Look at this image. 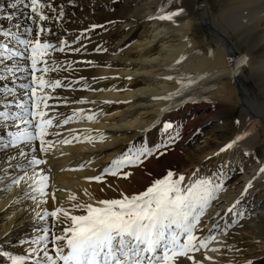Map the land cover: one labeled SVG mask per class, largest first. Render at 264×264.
I'll return each instance as SVG.
<instances>
[{
	"label": "bare ground",
	"instance_id": "bare-ground-1",
	"mask_svg": "<svg viewBox=\"0 0 264 264\" xmlns=\"http://www.w3.org/2000/svg\"><path fill=\"white\" fill-rule=\"evenodd\" d=\"M42 2L50 5L41 10L48 19L38 21L34 16L29 19L30 9L21 4L10 8L15 0H0V45L8 49L0 50V114H7V118L0 115V264H11L12 256L24 257L26 264H35L38 256L43 258V253L35 250L44 245L35 242L45 234L50 241L69 223L62 213L56 220L45 213L56 208L71 211L76 203L118 199L121 192L133 194L149 186L154 176L148 156L141 157L138 165L122 169L129 173L127 179L104 175V169L129 150L148 149L153 153L157 145L150 142L151 137L163 130L166 119L183 104L211 111L216 122L222 123L210 130L213 133L227 128L228 139L217 148V155L215 148L211 150L212 141H206V147L195 144L199 161L232 151H240L251 160L255 145L264 149V35L257 34L264 32V0H124L115 12H111L114 0ZM177 11L172 20L156 18ZM37 23L43 29L40 41L53 47L33 73L30 53L19 41H35ZM28 28L31 35L26 32ZM249 34L254 50L233 49L234 39ZM61 40L66 46L60 45ZM12 51L22 56H12ZM242 58H246L243 64ZM42 68L47 71H40ZM245 73L255 84V95L241 82L240 76ZM33 75L42 76L47 84L59 81L61 86L40 89L38 79L32 83ZM168 76L172 79H164ZM32 87L37 88L38 101L42 96L47 98L40 110L45 113L44 119L53 122L45 137L51 145L44 154L38 141H21L14 147L9 135L35 130V121L25 117V110H31ZM81 100L86 102L79 103ZM237 112L238 119H232ZM89 115L93 120L87 119ZM22 118L31 123L23 124ZM237 136L242 138L232 143ZM166 138L161 134L156 137L157 143ZM64 139L70 143H62ZM230 143L232 147L221 151ZM20 151L26 155L21 156ZM32 158L46 161L35 167V172L49 177L44 197L32 191L31 181L11 185L13 178L23 175L21 169L33 173L28 163ZM227 162L221 190L194 233L197 244L209 238L211 229L204 224L207 221L216 220L214 226L228 224L221 216L231 205L235 191L246 194L247 184L264 180V173L259 172L264 167V155L248 171L233 159ZM181 174L186 178L184 186L191 176L188 165L176 173ZM96 176L102 177V183L87 179ZM256 191L248 205L262 198L264 189ZM70 196L76 200H70ZM239 224L243 223L236 218L229 228ZM208 245L192 253L201 264L206 260ZM51 249L47 243L49 254L54 255ZM216 255L217 251L213 252L214 259ZM178 259L181 264H191L185 258Z\"/></svg>",
	"mask_w": 264,
	"mask_h": 264
},
{
	"label": "snow or ice",
	"instance_id": "snow-or-ice-1",
	"mask_svg": "<svg viewBox=\"0 0 264 264\" xmlns=\"http://www.w3.org/2000/svg\"><path fill=\"white\" fill-rule=\"evenodd\" d=\"M17 4L30 9L32 15L29 16V19H32L33 16L38 21L48 19L41 10L44 7H50V5H45L42 0H15V3L9 4V7L15 8ZM178 14L179 11L170 12L156 18L172 20ZM8 19H12V17L9 16ZM31 31V28L26 29L29 35H31ZM41 31L43 29L37 23V39L35 41H19L21 45L26 46L30 53L28 59L31 60L33 73L37 71V65L43 62L42 58L48 54V50L53 47L50 43L40 41ZM2 35L8 36L10 33H2ZM60 45L66 46V42L61 40ZM0 50L8 51L4 45H0ZM60 50H63V47ZM12 56H22V53L12 51ZM245 62L246 58H242L240 61L241 64ZM40 71L44 72L47 69L42 68ZM37 79L40 89L61 86L59 81L47 84L42 76L37 78L35 75L32 77V83L36 84ZM164 79H172V77L168 76ZM36 92L37 88L32 87L31 110H25V117L30 116L32 121H35L34 132L24 131L18 136L11 133L9 135L12 136L11 144L14 147L21 141L24 143L38 141L40 153L44 154L51 145V141L46 140L45 137L49 135L48 128L53 122L51 119H44L45 113L40 110V104L47 98L42 96L38 101ZM169 98L158 97L157 99ZM85 102L84 100L79 101V103ZM44 107H48V105L44 104ZM0 115L7 118L6 113ZM93 118L91 115L87 116L89 121ZM21 122L25 125L31 123L26 118H22ZM63 123L67 124L68 120H64ZM164 127L170 128L171 125L165 124ZM241 138L237 136L232 143ZM99 139L102 141L103 137L101 136ZM61 142L70 143L67 139ZM89 142H92L91 138H89ZM232 143L226 145L221 151L232 147ZM19 154L26 155L23 151H20ZM151 154L148 149H139L135 152L129 150V153H124L114 159L111 165L104 169L103 174L113 177L119 175L127 179L129 173L122 169L138 165L142 162L141 157ZM28 163L32 166L33 173L29 175L26 169H21L23 175L13 178L11 185L19 186L22 181L25 183L31 181L29 187L32 191L38 192L41 197H44L47 195L45 190L48 187L49 177L35 172V167L46 163V161L32 158ZM259 172L264 173V167H261ZM87 179L102 183L101 176ZM185 179L183 174L175 176L172 171H168L162 178L154 180L144 190L137 193L121 192L118 199H99L93 203H76L71 206V211L56 208L50 214L45 213V216L50 215L53 220H56L62 213L69 223L62 227L59 235L53 234L50 241L45 234L35 242L38 245H44L43 248L38 247L35 250L37 253H43V258L38 256L35 264H181L178 258H185L191 264H201V261L196 260L192 253L206 248L211 237L199 240L197 244L198 238L194 233L201 223V217L205 215L206 209L216 198L222 185L207 179H196L189 182L187 186H182ZM69 199L75 201L76 197L70 196ZM53 200H55L54 196ZM231 210V208L228 209V211ZM75 211L81 214H73ZM46 241L52 245L51 250L54 255L49 254ZM9 259L11 264H26L22 256H12Z\"/></svg>",
	"mask_w": 264,
	"mask_h": 264
},
{
	"label": "rangeland",
	"instance_id": "rangeland-1",
	"mask_svg": "<svg viewBox=\"0 0 264 264\" xmlns=\"http://www.w3.org/2000/svg\"><path fill=\"white\" fill-rule=\"evenodd\" d=\"M123 1L114 0L111 5V12L119 10ZM140 30L133 35L131 41L134 40V37L137 36ZM257 34L258 36H262L264 32H258ZM234 44L232 46L234 47L233 49L238 47L243 51L255 49V43L251 41L250 34L248 36L239 35L236 40L234 39ZM240 79L243 85L255 95V84L249 80L246 73L241 75ZM205 110L207 109H196V105L183 104L174 114L172 113L166 119V124H170L171 127H163L161 132L156 131L154 133L150 142H155L157 147L155 146V151L147 159L151 161L149 167L152 171L150 174L154 176L152 179L162 178L168 171H172L175 176H179L176 173H179L181 167L188 165L189 171L191 172L189 182H193L196 179H207L220 184L224 173L227 171L228 160L233 159V162H236V164L239 163L245 171H248L252 167L253 162L261 161L264 155V149L260 144L254 146L251 160L245 157V154H241L240 151L237 154L235 151H232L229 155L222 156L223 153L221 156L218 155L221 158L215 156L216 159L208 156L209 158L206 157L203 161H199L198 155L194 154V150H196L195 144L199 143L200 147H204L206 141L209 142L210 140V142L212 141L210 143L211 150L214 151L216 149L214 155H217L220 150H217V148L228 139L225 133L227 130L226 127H221L223 129H221V132L217 131L213 133V130L210 131L215 126H221L222 123L216 122L215 115H210L209 112L211 111L207 112ZM228 116L232 117L230 112H228ZM238 116L239 113L237 112L233 115L232 119H238ZM161 134H165V138H167L158 144L156 137L160 138ZM238 156L239 158L236 160L235 158ZM195 167H199L200 171H197ZM258 180L260 184H247L246 194L242 192L243 190L241 192H234L231 205L227 207L221 216L224 217L223 220L228 223L227 225L225 223L224 226H214L213 224L216 223V220L213 219L204 223L208 225V229H211L209 231L211 243H208L209 245L206 249V253L209 255H206L208 259L204 260L202 264H218V262H221V264H264V192H262V198L258 202L250 203V205L247 204L250 201L249 199L256 194V189H264L263 178H259ZM262 183L263 185H261ZM187 184L184 183V186ZM242 199L244 201H241ZM230 208L232 210L228 211ZM236 218H240L243 224L229 228ZM204 235L206 237L208 233L206 232ZM210 251L212 252L210 253ZM216 251V259H214L212 254L213 252L216 254Z\"/></svg>",
	"mask_w": 264,
	"mask_h": 264
}]
</instances>
